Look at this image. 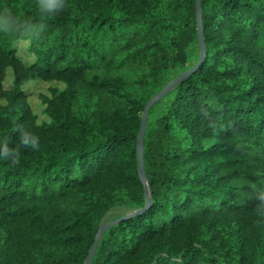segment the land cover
Returning a JSON list of instances; mask_svg holds the SVG:
<instances>
[{"label":"trees","instance_id":"16d2710c","mask_svg":"<svg viewBox=\"0 0 264 264\" xmlns=\"http://www.w3.org/2000/svg\"><path fill=\"white\" fill-rule=\"evenodd\" d=\"M0 0L35 38L0 32V140L40 138L16 163L0 160V264H264V0ZM27 42L26 63L17 43ZM194 47L198 48L197 53ZM197 66L148 115L146 103ZM40 94L45 121L25 83ZM118 211V212H116ZM110 215V216H108Z\"/></svg>","mask_w":264,"mask_h":264},{"label":"clouds","instance_id":"9594fccd","mask_svg":"<svg viewBox=\"0 0 264 264\" xmlns=\"http://www.w3.org/2000/svg\"><path fill=\"white\" fill-rule=\"evenodd\" d=\"M64 7V0H38V8L42 14L53 15ZM44 27L42 23L18 20L9 8H0V32L19 33L22 38L27 39L38 37ZM16 131L18 143L10 145L7 140H0V160L16 163L20 158L21 147L34 151L40 148V138L33 131L27 128H18ZM260 200V212L264 214V196Z\"/></svg>","mask_w":264,"mask_h":264},{"label":"water","instance_id":"95a60500","mask_svg":"<svg viewBox=\"0 0 264 264\" xmlns=\"http://www.w3.org/2000/svg\"><path fill=\"white\" fill-rule=\"evenodd\" d=\"M196 8H197V27H198V36H199V43H200V49H201V57L204 59L205 52H206V45L205 40L203 36V28H202V0H196ZM196 65L191 67L190 69L180 73L178 76H176L172 81H170L166 86H164L163 89H161L154 97H152L145 105L142 118H141V124L137 139V150H138V172L140 179L142 183L145 185V195H146V207L149 206L150 203V196H149V189L146 181V172H145V165H144V139L145 134L148 126V115L153 106L157 104L161 99H163L177 84H179L181 81H183L186 77H188L191 73H193L196 69ZM144 209L141 210H135L131 211L128 214L102 223L99 226V229L97 231V234L95 236V240L87 254V257L85 259L84 264H92L94 256L96 254L98 244L101 240V238L115 225L120 223V221L127 219L131 217L132 215H135Z\"/></svg>","mask_w":264,"mask_h":264},{"label":"rangeland","instance_id":"374dc122","mask_svg":"<svg viewBox=\"0 0 264 264\" xmlns=\"http://www.w3.org/2000/svg\"><path fill=\"white\" fill-rule=\"evenodd\" d=\"M16 46L18 48L19 55L25 60L26 63H29L30 61L33 60V57H31L28 53L27 42H24V41L18 42ZM197 51H198V48L194 47V52L197 53ZM11 85H12V71H11V69H8L7 70V77H6L5 81L2 84H0V90H1V88H10ZM51 85H52L51 83H47V82H44L42 80H32V81L25 83V85H24V89L27 91V93H29L30 104H31L33 110L35 111V113L38 115L39 121L47 120V117L43 114L44 105L42 104V102L39 98V95L40 94H49L48 88ZM164 110H165L164 104H162L158 107H154L151 110L152 116L161 115L164 112ZM116 212H118V211H116ZM108 216H110V215H108ZM108 221H110V220H108Z\"/></svg>","mask_w":264,"mask_h":264}]
</instances>
